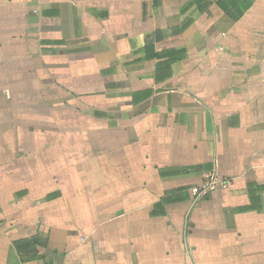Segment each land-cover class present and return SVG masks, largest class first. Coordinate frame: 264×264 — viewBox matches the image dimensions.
<instances>
[{"label": "crops", "instance_id": "1", "mask_svg": "<svg viewBox=\"0 0 264 264\" xmlns=\"http://www.w3.org/2000/svg\"><path fill=\"white\" fill-rule=\"evenodd\" d=\"M32 240L264 264V0H0V264Z\"/></svg>", "mask_w": 264, "mask_h": 264}, {"label": "built area", "instance_id": "2", "mask_svg": "<svg viewBox=\"0 0 264 264\" xmlns=\"http://www.w3.org/2000/svg\"><path fill=\"white\" fill-rule=\"evenodd\" d=\"M227 185L225 179L220 178L216 172L211 171L204 176L201 185L191 190V195L195 200H198L205 197L215 188L219 187L225 189L227 188Z\"/></svg>", "mask_w": 264, "mask_h": 264}, {"label": "trees", "instance_id": "3", "mask_svg": "<svg viewBox=\"0 0 264 264\" xmlns=\"http://www.w3.org/2000/svg\"><path fill=\"white\" fill-rule=\"evenodd\" d=\"M37 240L32 241H15L12 243L13 247L15 248L16 252L20 255V259L23 264L29 263L30 261H34L36 263H42V258L37 256L35 253L32 254V245H38ZM31 255V256H30Z\"/></svg>", "mask_w": 264, "mask_h": 264}]
</instances>
